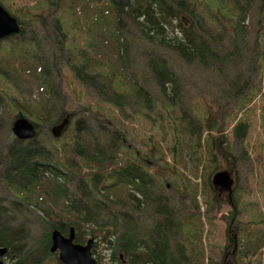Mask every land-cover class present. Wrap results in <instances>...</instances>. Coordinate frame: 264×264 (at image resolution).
Segmentation results:
<instances>
[{"label":"trees","instance_id":"16d2710c","mask_svg":"<svg viewBox=\"0 0 264 264\" xmlns=\"http://www.w3.org/2000/svg\"><path fill=\"white\" fill-rule=\"evenodd\" d=\"M76 1L74 4L65 3L62 12H70L72 6L78 5L81 8L74 12L79 15L80 11L89 9H83L81 2L85 0ZM91 1L94 2L90 6L95 18L93 21L97 16L102 18L99 21L104 31L102 45L108 51H114L113 56H106L100 51V46H97L99 50L94 49V42L86 36L85 43L91 44L93 52L89 57L80 47V32L76 29L75 36L60 45L62 51H68V61L55 62L54 55L50 56L48 63L51 69L48 64L39 62L34 76L20 72L19 64L17 68L9 69L15 82L25 84V105L31 108L34 126L39 122L45 125V129H35L30 140H16L9 130L11 122L5 123L2 119L3 115L6 118L13 116L15 104L10 98L0 97V195H3L0 198V249H5V258L13 264H47L42 259L51 255V232L56 230L66 236L68 229L72 228L75 243L83 244L91 238L93 244L94 241L103 244L110 251L111 262L116 261L117 264H184L189 255L184 250L180 224L185 215L190 217L192 214L193 202L186 183L179 190L167 182L171 177L182 179L177 174L176 144L183 135L197 143L204 132V137L208 136L202 146L212 148L205 151L206 156L215 151L224 159V151H227V147L222 146V137L209 136L212 129L220 134L216 126L218 114L211 113L214 102L209 99L205 104L202 98L194 105L185 103L190 83L185 75L196 76L197 81L192 85L206 86L214 95L228 98L237 95L229 78L242 76L244 85L249 88L245 90L246 98L236 97L234 104L245 106L252 98L254 76L264 64V0H215V3L212 0ZM100 1L104 2L102 6H96ZM193 4L198 10L202 7H207V10L204 9L201 16H194ZM26 13L19 14V17L27 21ZM72 17L73 14L69 21ZM245 19L249 22L246 27L243 24ZM16 22L19 32L11 37L30 35L24 43L28 61L33 62L30 54L37 53L42 45L35 36L36 25L27 21L21 29L17 18ZM213 24H223L221 30L229 37L227 49L221 40L212 39L208 30ZM39 25L44 43H49L61 28H65L57 18H46L45 24L40 21ZM15 45L4 44L6 47ZM96 54L98 58H95ZM60 67L65 68L88 92L95 94L96 97L91 96L88 100L94 103L98 100L101 105L91 107L86 103L83 110L75 114V120L66 125L72 129V136L61 134L59 138L51 139V128L68 115L58 83L51 81V78L60 77ZM0 81L5 79L0 76ZM35 88L37 92H43L40 97ZM51 88H54V93ZM146 89H149V94ZM32 90L35 94L31 98ZM156 93L165 99L158 102ZM30 102L37 108L30 106ZM155 104H160L163 112L175 109L179 113L178 125L172 127L176 142L169 139L168 161L151 160L158 144L153 134L146 137L147 153L140 160L129 152L118 134L106 127L99 130L104 125L100 119L104 115L102 105L109 109L110 114L121 109L128 115L133 107L135 116L144 119L139 112L148 111L149 115ZM199 106H203L206 112L202 122L191 112ZM225 117L229 118L227 114H221L222 121ZM122 119L127 121L125 117ZM247 126L236 125L233 135L242 138ZM63 142L66 143L62 145ZM64 151L70 156H63ZM162 155H165L164 151ZM193 161L195 175L192 177L197 180L200 174L196 177V173L201 167L196 170L198 160ZM213 161L207 160L208 172L214 170ZM225 162V170L231 175V165L227 160ZM202 183L211 194L215 211L218 212L221 205L225 206L227 214L217 218L226 223L225 238L232 241L230 249L225 245L219 260L209 264H232L237 231L233 227L232 210L226 205L236 208L232 201L234 197L230 195L221 199V194L211 187L210 173L200 180ZM36 209L43 213V217L27 219L29 223L39 220L38 227L28 232V223L21 218L28 215L27 211ZM184 237L188 241L186 232ZM92 254L101 259L93 247ZM54 264L61 263L56 258Z\"/></svg>","mask_w":264,"mask_h":264},{"label":"rangeland","instance_id":"374dc122","mask_svg":"<svg viewBox=\"0 0 264 264\" xmlns=\"http://www.w3.org/2000/svg\"><path fill=\"white\" fill-rule=\"evenodd\" d=\"M81 1V0H80ZM213 3H215V0ZM76 0H0L1 7L11 16L16 17L17 21L20 22L21 29L27 24V21L33 22L36 26L35 31L37 39L41 42V47L38 48L37 53L30 54V58L36 64L28 61L29 56L25 50V43L30 35H24L19 37H11L5 40L0 41V76L5 79V81H0V97L10 98L15 107L12 110L13 116L6 118L4 115L2 119L5 123L8 121L12 122L17 118H24L28 122L33 124L34 130L44 131L45 125L36 123L34 126L33 114L31 108L25 105V84H19L12 79L9 69L17 68L18 64L20 67V72H27L31 76H34L37 70L38 64L45 65L50 62L49 57L53 56V61L60 63L61 60L68 61V51H62L60 45L64 44V41L67 38H73L74 32H80V47L85 50V53L91 57L93 52L91 51V44L85 43V37L88 36L89 40L93 43L94 49H98L97 46H100V51H102L106 56H113L114 51H108V48H104L102 45V40L104 36V31L100 28L99 21L101 17L97 16L96 20L90 12V6L94 3L93 1H83V9H87L84 12L80 11V15L77 14V9L81 8L80 5L72 6L70 12H62V7L65 6V3L74 4ZM104 2L100 1L96 3V6H102ZM194 5L191 7L194 16H198L204 9L207 10V7H202L198 10L197 6L194 8ZM82 9V10H83ZM99 9V8H98ZM96 10L98 13L99 10ZM194 9L196 13H194ZM214 9V8H213ZM27 11V13L25 12ZM26 13V20L21 19L19 14L24 15ZM72 14L74 17L71 18ZM201 16V14H200ZM15 18V19H16ZM46 18H57L61 21L62 26L60 31L56 33L54 38L49 43H44L42 38V30H40L39 22L43 21L45 24ZM69 21V25L67 24ZM72 23V24H71ZM71 24V25H70ZM73 24H78L77 27ZM245 27L249 22L245 19ZM176 27V23L174 24ZM186 25V23L184 24ZM72 27V28H71ZM97 27V28H94ZM213 27V28H212ZM210 31L212 34V39L217 41L221 40L223 47L227 49L229 46V37L223 33L221 27L223 24L217 25L213 24ZM104 28V27H103ZM174 30H176L174 28ZM57 43V46H56ZM4 44L12 45L17 44L12 47H6ZM56 46V47H55ZM32 48H35L32 45ZM56 48V49H55ZM147 49L150 51V47L147 46ZM57 51V52H56ZM99 55H95V58H98ZM101 57V53H100ZM114 58V57H111ZM48 60V61H47ZM107 62V61H106ZM45 63V64H44ZM116 63V62H113ZM243 68L241 74H243ZM47 74L49 75V70L47 68ZM17 75V74H15ZM205 76H202L204 78ZM222 77V76H220ZM187 82L188 96L185 103L188 105H194L196 102H200L203 98L205 104L208 103L209 99L214 103L211 104V113L218 114V122L216 124L220 134L216 132L215 129H212L209 133V136H219L222 137L224 144L223 147H227V151H224L226 157L222 159L215 151L209 156L205 154V151L208 152L212 148L202 146L204 137V132L200 134L199 140L196 143L195 139H188L186 135L178 141L176 144V150L178 154L177 161V174L182 178L178 179L171 177L167 179L168 184L179 187V190L183 188V183H186L189 187V194L191 196V201L193 202L192 214L190 217L185 215V219L181 221L180 232L181 239L184 247V250L187 255H189V260L184 264H209L210 262H216L222 256V250L225 245H228L230 249L232 241L225 238L226 228L225 222H222L220 216L222 214H227L226 208L224 205L220 206L218 212L215 211V208L212 204L211 194L203 187V183L200 184V180L205 179L207 174L210 173L213 175L215 172L226 171L227 164H230L231 167V176L233 180V186L231 190L232 201L235 202L236 208H231L229 205H226L232 210L233 221L236 231L237 238L235 243V256L231 259L232 264H263V252H264V64L254 76L253 84L255 88L252 92V98L249 99L245 106L235 105L234 102L236 97H240L241 100L246 98L245 90L249 86L244 85L242 76H231L232 87L236 88L237 95L235 98H228L221 95H214L213 91L207 89L206 86L202 87L200 85H192L197 81L196 76L185 75ZM253 80V79H252ZM20 81V80H18ZM51 81L58 83V88L61 91V96L64 98L65 107L67 115V124L68 122L72 123L75 120V114L83 110V106L88 103L89 106L94 107L95 105L100 106L101 103L97 100L95 103L92 102L90 97L95 96V94L88 92L86 88L81 86L70 73L63 67H60V77L51 78ZM141 86L145 89V84L139 78ZM248 81V80H247ZM30 83V87L32 86ZM36 90V88H35ZM149 94V89H146ZM52 93H54V88H51ZM40 97L42 93L37 92ZM35 94V91L32 90L30 96L31 98ZM156 99L160 102L161 99H165L160 94H154ZM151 96V95H150ZM96 97V96H95ZM152 97V96H151ZM30 106L37 108L34 103L30 102ZM160 104H155L152 107L154 109L148 111L147 113L139 112V114L144 118H138L133 113V107L126 115L121 109H118L115 114H110L109 109L102 105V112L104 115L100 117L103 120V127L108 131H112L114 134H118L120 138L123 139V143L130 149L129 152L136 154L137 158L143 159L145 153H147L148 143H146V137L150 134L155 136V141L158 142L156 145L155 156L151 157V160H170L169 150L170 144L169 139L173 138V141L176 142V134L172 131V127L178 125V111L172 109L168 112H163L159 108ZM149 110V109H148ZM193 116H197L199 121L202 122L203 118L206 116L204 112V107L199 106L191 110ZM221 114H227V117L222 121ZM230 114V115H228ZM122 116V117H120ZM145 116V117H144ZM125 117L127 121H124L122 118ZM159 125V127L156 126ZM241 124V127L248 125L246 128L245 135L240 138L238 135H233V128ZM69 125V124H68ZM11 125L9 126V130ZM54 128V127H52ZM222 128V132H221ZM4 130V129H2ZM158 130V131H157ZM58 132V131H57ZM173 132V134H172ZM64 137L72 136V129H69L68 126H63L59 130L58 137L56 135H51V139L59 138L60 135ZM186 134V133H185ZM12 135V134H11ZM221 135V136H220ZM56 136V138H55ZM54 137V138H53ZM30 140V139H29ZM226 141L229 143L227 144ZM66 142H63L65 144ZM198 145V146H197ZM164 151L165 155H162ZM63 156H70L69 154L63 152ZM136 159V158H135ZM193 160H198L197 166L201 167L197 170L196 177L200 174V177L197 180L193 179ZM207 160H215L212 164L213 169L211 172H208L206 169ZM189 179V181H188ZM190 182V183H189ZM196 186L194 187V185ZM194 189V191H193ZM226 195L221 194L219 197L224 199ZM0 198H3V195H0ZM210 204L213 206L211 207ZM54 211V210H53ZM216 212V215H215ZM28 215H25V218L21 220L27 225V231H34L37 226V222L29 223L27 219H31L32 216L38 218L43 217V213L39 209L34 210L33 212L27 211ZM3 217L5 220H8L9 217ZM186 232L188 236V241L184 237ZM23 234V232H22ZM263 245L258 246V243ZM103 244H97L94 241L93 250L99 253L100 260L93 255L94 260L98 264H117V262H111L109 259L110 251L106 250ZM55 255V258L52 257ZM57 258V254L51 253L49 257L42 259L43 263L54 264V259ZM51 261H48L50 260ZM235 259V263H234ZM0 262L2 264H13L12 261L9 262L4 255L0 256Z\"/></svg>","mask_w":264,"mask_h":264},{"label":"water","instance_id":"95a60500","mask_svg":"<svg viewBox=\"0 0 264 264\" xmlns=\"http://www.w3.org/2000/svg\"><path fill=\"white\" fill-rule=\"evenodd\" d=\"M19 28L16 20L11 17L0 6V40L16 35ZM67 118V117H66ZM64 118L56 127L51 128L50 133L58 137L59 130L67 125ZM58 131V132H57ZM12 136L19 141L32 139L35 135L33 124L24 118L15 119L10 128ZM55 136V138H56ZM210 184L214 191L218 193H231L233 180L226 171L214 173L210 178ZM93 240L90 238L85 243L77 244L74 242V231L69 229L66 236L61 235L56 230L50 234V253H57V260L61 264H98L92 254ZM5 253V249H0V254ZM1 263V262H0Z\"/></svg>","mask_w":264,"mask_h":264},{"label":"flooded vegetation","instance_id":"af4514ba","mask_svg":"<svg viewBox=\"0 0 264 264\" xmlns=\"http://www.w3.org/2000/svg\"><path fill=\"white\" fill-rule=\"evenodd\" d=\"M68 231H69V230H68ZM54 253H56V252H54ZM56 254H57V253H56ZM2 255H4V254H3V253H1V254H0V256H2ZM0 264H2V263H0Z\"/></svg>","mask_w":264,"mask_h":264}]
</instances>
